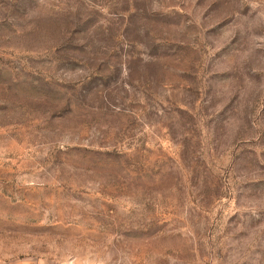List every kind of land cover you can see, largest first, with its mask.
Wrapping results in <instances>:
<instances>
[{
	"label": "rangeland",
	"instance_id": "374dc122",
	"mask_svg": "<svg viewBox=\"0 0 264 264\" xmlns=\"http://www.w3.org/2000/svg\"><path fill=\"white\" fill-rule=\"evenodd\" d=\"M0 264H264V0H0Z\"/></svg>",
	"mask_w": 264,
	"mask_h": 264
}]
</instances>
